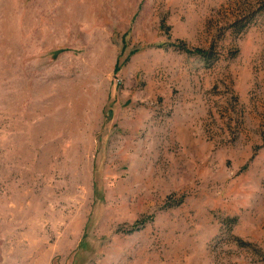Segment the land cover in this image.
<instances>
[{
	"label": "rangeland",
	"instance_id": "374dc122",
	"mask_svg": "<svg viewBox=\"0 0 264 264\" xmlns=\"http://www.w3.org/2000/svg\"><path fill=\"white\" fill-rule=\"evenodd\" d=\"M0 264H264V0H0Z\"/></svg>",
	"mask_w": 264,
	"mask_h": 264
}]
</instances>
